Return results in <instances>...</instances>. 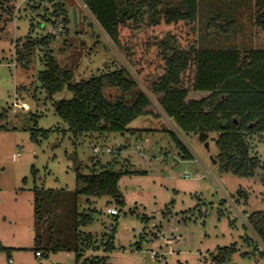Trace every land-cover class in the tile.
I'll list each match as a JSON object with an SVG mask.
<instances>
[{
	"label": "rangeland",
	"instance_id": "374dc122",
	"mask_svg": "<svg viewBox=\"0 0 264 264\" xmlns=\"http://www.w3.org/2000/svg\"><path fill=\"white\" fill-rule=\"evenodd\" d=\"M0 1L9 9L0 19V264H159L149 250L172 251L166 264H264V248L245 221L264 211V169L250 177L220 172L212 159L218 153L216 133L203 140L180 131L162 114L156 95L150 97L159 115H141L128 124L139 128L135 135L110 133L97 140L105 133H72L55 112V104L72 92L64 87L48 94L38 80L45 52L73 73L74 82L124 66L145 90L154 76L135 75L80 0ZM158 1L157 10L175 3ZM197 9L198 49H237L242 56L264 49V26L255 20L264 17V0H197ZM155 29L157 52L187 49L169 28ZM48 33L54 40L47 47L35 48L27 64L17 62L15 46L20 48L28 34L38 39ZM170 131L190 159L182 157ZM248 143L250 154L263 163L264 133ZM136 144L143 154L132 150ZM77 168L81 174L105 168L129 172L117 183L123 204L108 195L78 194L75 202ZM34 185L60 191L43 195L37 217ZM107 207L120 215L107 214ZM77 214L91 220L76 226ZM170 215L176 216L172 222ZM154 230L160 231L156 238ZM68 242L81 250L47 247ZM35 249L42 255L36 257Z\"/></svg>",
	"mask_w": 264,
	"mask_h": 264
},
{
	"label": "trees",
	"instance_id": "16d2710c",
	"mask_svg": "<svg viewBox=\"0 0 264 264\" xmlns=\"http://www.w3.org/2000/svg\"><path fill=\"white\" fill-rule=\"evenodd\" d=\"M80 1L131 65L135 75L151 74L154 78L144 90L122 66L74 82L73 73L61 68L51 52H45L44 69L38 73V80L48 94L64 87L72 92L71 98L55 104L56 114L68 124L72 133L123 134L137 117L149 113L159 115L150 97L156 95L162 114L171 118L180 131L198 134L203 140L209 133H216L214 141L218 153L212 159L220 172L250 177L257 168L264 169V162L250 154L248 143L249 137L264 133V49H252L243 56L237 49H198L197 0H172L173 6L163 10H157L158 0ZM58 9L62 10V7ZM5 12L9 13V9L0 1V19ZM255 20L264 26V17L260 15ZM158 24L169 28L171 37L184 42L187 49L183 53L157 52L153 37ZM134 31L139 32L136 38ZM53 40L50 33L38 39H30L28 34L20 48L15 46L17 62L27 64L35 48L47 47ZM149 56L153 57L152 61H147ZM169 134L182 157L190 159V151L177 134L173 131ZM78 169L76 182L80 187L71 193L75 202L78 194L108 195L123 204L117 183L122 174L129 172L105 168L81 174ZM53 192L60 191L39 189L34 185L33 212L36 217L44 205L43 195L49 196ZM75 217L76 226L91 220L89 215L77 214ZM245 221L264 248V211L250 213ZM110 225L108 229L112 231ZM106 244L109 250V242ZM75 245L68 242L63 246L47 247L57 250L60 247L71 249ZM75 250L81 249L76 245Z\"/></svg>",
	"mask_w": 264,
	"mask_h": 264
},
{
	"label": "built area",
	"instance_id": "2783aa9c",
	"mask_svg": "<svg viewBox=\"0 0 264 264\" xmlns=\"http://www.w3.org/2000/svg\"><path fill=\"white\" fill-rule=\"evenodd\" d=\"M105 150H106V152H109V153H112V152H113V150L110 149V148H106ZM117 150H120V152H122V150L119 149V148H118ZM132 150L135 151V152H137L138 154H143V152H142V145H140V144H136V145H134V147H132ZM92 151H93L94 153H98V152L100 151V148L97 147V146L94 144L93 147H92ZM114 152H115V151H114ZM187 176H188V175L186 174L185 177H187ZM106 213L109 214V215H111V216H119V215H120L119 210H117V209L114 208V207H107V208H106ZM203 214H204V213H203ZM175 218H176V216H172V215H170V217H169V221L172 222L173 220H175ZM110 227H111V225H109L108 228H110ZM171 232H174V231L171 230ZM152 235H153L154 238H156V237H158V236L160 235V231H159V230H154L153 233H152ZM170 242H171V240L166 239V243H167L168 245H171ZM161 246H162V245H160L159 247L162 248ZM164 247H165V246H164ZM148 253H149V256H150L152 259H156V260L159 262V264H166V255H167L168 253H172V251H170V250H169V251H164V250H159V251L149 250ZM35 255H36V256H40V255H41V254H40V251H35Z\"/></svg>",
	"mask_w": 264,
	"mask_h": 264
},
{
	"label": "crops",
	"instance_id": "0c3cea01",
	"mask_svg": "<svg viewBox=\"0 0 264 264\" xmlns=\"http://www.w3.org/2000/svg\"><path fill=\"white\" fill-rule=\"evenodd\" d=\"M130 124V123H129ZM128 130L127 131H125L123 134H125V135H127V136H129V135H135V134H137V132H138V130H139V128H133V129H131V128H127ZM89 134H93V133H89ZM110 133H105L104 135H102V136H100L97 140H101V139H104L105 137H107L108 135H109ZM97 136V135H96ZM40 251V250H39ZM35 253V252H34ZM80 254H81V252H80ZM41 255H42V253H41ZM40 255V256H41ZM36 256V255H35ZM37 257V256H36ZM39 257V256H38Z\"/></svg>",
	"mask_w": 264,
	"mask_h": 264
},
{
	"label": "water",
	"instance_id": "95a60500",
	"mask_svg": "<svg viewBox=\"0 0 264 264\" xmlns=\"http://www.w3.org/2000/svg\"><path fill=\"white\" fill-rule=\"evenodd\" d=\"M73 13H74V19H76V11H75V9L73 10Z\"/></svg>",
	"mask_w": 264,
	"mask_h": 264
}]
</instances>
